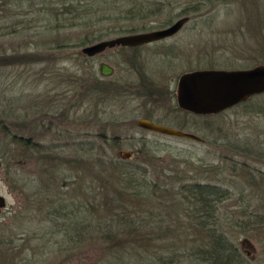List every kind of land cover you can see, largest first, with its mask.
Segmentation results:
<instances>
[{
  "label": "rangeland",
  "instance_id": "1",
  "mask_svg": "<svg viewBox=\"0 0 264 264\" xmlns=\"http://www.w3.org/2000/svg\"><path fill=\"white\" fill-rule=\"evenodd\" d=\"M170 1L171 7L152 18L147 30L188 16L176 34L137 48H105L90 57L80 54L81 46L73 45L54 50L53 55L46 48H34L22 34L8 33L19 19L36 20L39 14L25 16V0H0V49H18L24 54L41 51V60L37 62L17 59L0 65V117L7 118H3L6 124L0 121V194L5 197V206L0 208V264H37L41 260L44 264H58L60 260L65 263L67 257L68 264H91L89 260L93 256L89 258L90 254L86 253L84 259L80 249L76 254L69 251L68 255L59 256L58 235L42 239L51 223L43 218L45 211L37 209L32 191L49 186L52 180L50 187L55 182L57 185L61 179V190L69 192L83 206L88 191L76 194L72 193L73 189L97 185L95 170L100 165L101 170L106 167L103 151L105 156L114 157L119 150L134 153L130 163L144 167L146 180L156 179L161 183L166 179L171 187L163 192L162 199L154 198L150 204L149 209L154 210L153 219L147 218L150 229L154 233L158 230L162 236L155 243L177 241L187 245L190 238L197 239L196 243L203 242L204 234L195 221L187 218L178 221L179 217L172 214L179 213L187 204L182 200L185 183L214 182L229 191L214 211L218 225L243 253L244 264H264V92L255 94L245 104L212 114H194L178 108L175 97L177 79L183 72L246 68L264 63V0ZM9 6L16 8L17 15L10 16ZM188 7L195 10L181 13ZM78 32L74 27H60L50 31V35L73 42ZM112 36L115 35L107 38ZM100 61L113 68L112 74L100 79L111 82L118 92L110 95L104 105L96 104L99 96L93 95L92 101L84 100L76 111L69 108L81 99L79 95L85 86L95 82L80 75L91 70L98 72ZM75 71L78 78H74ZM145 85L151 90L149 95L145 94L148 91H141ZM100 98H105L104 92ZM15 111L20 118L7 116ZM139 117H150L203 140L143 129L134 123ZM16 133L30 137L37 145L33 148L21 145L10 137ZM90 145L95 146L93 154L88 152L78 163V169L67 171L70 177L59 178L56 169L51 178L52 173L44 169L52 153L72 158L71 155H76L74 148ZM156 157V164L142 163ZM90 193L99 201L100 195ZM145 210L143 206L140 212ZM165 214L175 218L173 224L180 225V230L168 229ZM82 250L91 251L88 247ZM196 262L186 257L176 264Z\"/></svg>",
  "mask_w": 264,
  "mask_h": 264
},
{
  "label": "trees",
  "instance_id": "2",
  "mask_svg": "<svg viewBox=\"0 0 264 264\" xmlns=\"http://www.w3.org/2000/svg\"><path fill=\"white\" fill-rule=\"evenodd\" d=\"M25 1L27 4L23 9L24 15L36 13L39 14V17L36 20L35 18L23 21L19 19V21L12 24L14 29L7 32L17 35L22 34L27 40L29 38L26 42L32 43L34 48H37V50L46 48V50L52 51L53 55L54 50H60L66 46L80 47L111 35L147 30L149 28L147 25L152 18L167 11L172 4L170 0ZM17 8L20 10L22 7ZM14 9L16 8L9 6L10 16H15L13 15L16 13ZM192 10L195 9L184 8L181 13L186 14V12ZM135 22L139 24L134 25ZM18 23L20 26L16 25ZM60 27L78 29L79 32L76 33L77 36L73 42L59 38L54 34L53 36L50 35V31L58 30ZM42 32H45L46 37L42 36ZM125 47L122 46L121 48ZM39 52L41 51L24 54L22 50L18 49L11 51L0 49V65L16 62L17 59L20 62H27L28 60L37 62L41 60ZM42 52L44 54L48 53L47 51ZM79 52L82 53L81 50ZM73 75L74 78L78 76L76 71ZM82 76L95 80V82L93 84L88 83L80 95L76 93L81 99L76 101L75 105L69 107L75 111L84 100L92 101L93 95H95L94 97L99 96L96 99V104L104 105L106 99L119 90L111 82L101 80L96 70H91L87 75H80V77ZM96 86H102L105 89L99 91ZM142 87L141 91L143 92L149 89L147 85ZM103 92L105 98H100V94ZM149 93H151V90L145 94L149 95ZM252 96L238 104L247 103ZM17 102V105H19V101ZM15 114L18 113L15 111L7 116L12 115L20 118L19 114ZM27 115L25 114V116ZM3 118L0 117V121L6 124ZM16 135L13 134L10 137L21 143L22 139L17 133ZM29 144L25 146L33 148V145H37L35 143ZM94 147V145H90L86 148H74L76 155H71L72 158L70 156H55V153H52L53 155L48 157L49 164L44 169L52 173L51 178L54 177L56 169H59V178L70 177V175H66L67 171L78 169V163L82 162L88 152L93 154ZM102 156L106 158V167L101 170L102 166L100 165L99 170H95L98 184L94 186L87 185L85 189L81 185L82 190H80V187L70 188L73 189L72 193L76 194H79V191H88L87 200H82L84 201L83 206L79 205L69 192L66 191L65 193L61 190L63 188L62 183H60L61 179L57 183L59 186L55 185V182L50 187L52 180L49 186H40L32 191L37 209H40L39 211L44 210L43 218L51 223L50 229L43 232L42 239H45L47 235H58L57 244L59 246L57 251L59 256L61 254L62 257L66 256L69 251L76 254V250L80 249V255L84 254V259L88 256L87 254H90L89 258L93 256L92 260H89L91 264H153V262L155 264H176L186 257L197 260L193 264H244L245 257L243 253L218 225L219 222L215 220L214 211L219 203L224 200V196L228 194V189L221 188L217 183L208 181L193 180L185 183L182 189V200L187 201V204L182 210H178L179 213L175 212L172 215L179 217L176 219L178 221L180 218L181 220L187 218L189 221H195L204 234L203 242L196 243L194 241L197 239L190 238L191 242L187 245L177 241L157 244L155 240L161 239L162 236L158 233V230L154 233L150 229L147 218L153 219L152 211L154 210L149 209L152 200L154 198L162 199L165 196L163 192L165 193V191L171 189L167 185V180L163 179L161 183L156 179L146 180L147 172L144 167L132 165L130 163L131 159L119 157L117 151L114 157L105 156L104 151ZM157 160V157L151 160L148 158L144 159L142 163L153 165L157 163ZM54 162H56V165ZM91 169H94V166ZM103 172L104 174H102ZM101 174L102 176H100ZM72 182L73 180H71ZM76 190L77 192H75ZM90 192L100 195L99 201H96L95 195H91ZM143 206H146L147 210L140 212ZM172 215L167 216L165 214L167 218L164 221L169 223L168 229L171 231L180 230V225L177 227L173 224L175 218H172ZM144 239L151 241V243ZM82 247H88L91 251H83ZM92 250H95L96 255L100 256H95ZM69 260L70 258L67 257L65 263L60 260L58 264H68ZM38 263L44 264L42 260Z\"/></svg>",
  "mask_w": 264,
  "mask_h": 264
},
{
  "label": "water",
  "instance_id": "3",
  "mask_svg": "<svg viewBox=\"0 0 264 264\" xmlns=\"http://www.w3.org/2000/svg\"><path fill=\"white\" fill-rule=\"evenodd\" d=\"M188 16L183 15L171 24L132 33L115 35L81 46L82 53L92 56L105 48L115 46L134 47L158 41L176 34ZM99 70L102 75H109L113 68L101 62ZM264 92V63L246 68H203L183 72L177 79V105L194 114H212L245 101L250 96ZM136 125L144 129L165 135L202 141L200 136L173 127L152 121L145 117L136 118ZM130 150H119L121 158H131ZM1 167V160H0ZM5 206V197L0 194V208Z\"/></svg>",
  "mask_w": 264,
  "mask_h": 264
},
{
  "label": "flooded vegetation",
  "instance_id": "4",
  "mask_svg": "<svg viewBox=\"0 0 264 264\" xmlns=\"http://www.w3.org/2000/svg\"><path fill=\"white\" fill-rule=\"evenodd\" d=\"M144 31H146V30H144ZM127 47V46H126ZM135 47V46H134ZM100 53V52H99ZM96 54H98V53H96ZM96 54H94V55H96ZM93 55V56H94ZM90 57H92V56H90ZM101 62H103V61H100L99 63H98V74L100 75V77H101V79H102V76H108V75H102L101 73H100V70H99V65H100V63ZM112 72H113V70H112ZM112 74V73H111ZM110 75V74H109ZM103 77V78H104ZM240 103V102H239ZM238 104V103H237ZM236 104V105H237ZM223 111V110H222ZM221 112V111H220ZM145 118H148V119H150V117H145ZM150 120H152V118L150 119ZM153 121V120H152ZM158 122V121H157ZM158 123H160V122H158ZM144 129V128H143ZM150 131V130H149ZM19 137L22 139V142H21V145H27L28 143H30L29 145H32L31 143H33L34 144V142L30 139V137L28 138L27 136H25V135H19ZM26 141L28 142L27 144H26ZM128 159H131V158H128Z\"/></svg>",
  "mask_w": 264,
  "mask_h": 264
}]
</instances>
